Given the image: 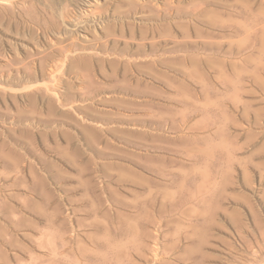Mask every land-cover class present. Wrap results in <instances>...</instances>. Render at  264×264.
<instances>
[{
	"label": "rangeland",
	"instance_id": "1",
	"mask_svg": "<svg viewBox=\"0 0 264 264\" xmlns=\"http://www.w3.org/2000/svg\"><path fill=\"white\" fill-rule=\"evenodd\" d=\"M0 264H264V0H0Z\"/></svg>",
	"mask_w": 264,
	"mask_h": 264
},
{
	"label": "bare ground",
	"instance_id": "2",
	"mask_svg": "<svg viewBox=\"0 0 264 264\" xmlns=\"http://www.w3.org/2000/svg\"><path fill=\"white\" fill-rule=\"evenodd\" d=\"M11 1V0H10ZM69 54V53H68Z\"/></svg>",
	"mask_w": 264,
	"mask_h": 264
}]
</instances>
